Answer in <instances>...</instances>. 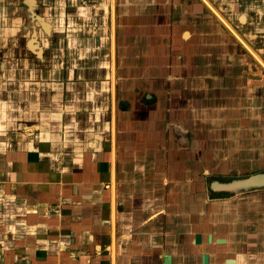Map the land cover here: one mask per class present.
Wrapping results in <instances>:
<instances>
[{
  "label": "crops",
  "instance_id": "1",
  "mask_svg": "<svg viewBox=\"0 0 264 264\" xmlns=\"http://www.w3.org/2000/svg\"><path fill=\"white\" fill-rule=\"evenodd\" d=\"M69 1L0 0L12 38L31 4L76 24L38 15L37 72L0 93V264H264V187L202 188L264 171V0Z\"/></svg>",
  "mask_w": 264,
  "mask_h": 264
},
{
  "label": "rangeland",
  "instance_id": "2",
  "mask_svg": "<svg viewBox=\"0 0 264 264\" xmlns=\"http://www.w3.org/2000/svg\"><path fill=\"white\" fill-rule=\"evenodd\" d=\"M50 0H46V3H50ZM52 1V0H51ZM69 3L74 4L73 2L66 0ZM42 2V1H41ZM15 5H13L14 7ZM50 6V5H49ZM70 6H68L67 11L70 10ZM14 9H16V6L14 7ZM22 20L21 21H14L11 22L12 27L14 28L13 31V36L14 38L10 37L9 35L5 34V29L7 28V25L10 24V22L4 20V16H0V81L3 79V82H5V84L3 86H1V90L0 93L2 92V90H5L6 86L9 84L11 77H15V76H21L23 75V72L26 75H32L33 73L37 72L36 69L38 67V65H36V63L41 59L36 53L35 51H33V49L29 48L26 46V38L30 39L31 36H36V39L39 41L40 37L44 38L45 36L43 34H47L44 32L43 30V24L41 23V21L38 19V15L39 17L43 16L45 17V19L48 20H53L51 21L52 23H54V28H57V30H66V31H72V29H76V24L73 23V19L71 18V16L69 14L63 15L62 17V21L57 20L55 21V18L52 14V12L47 8H45V5H41V3H39L38 5L33 6L32 4L29 6V10L24 7L22 8ZM27 17V19H26ZM43 17L42 20H43ZM40 18V19H41ZM29 29L28 30V36L24 37L19 35V30L20 29ZM53 28V29H54ZM11 29V28H10ZM52 30V29H51ZM37 32H40V37H37ZM50 39H53V33L52 35H49ZM14 39V41H13ZM44 40V39H43ZM46 44L47 43V39L45 40ZM30 45V43H29ZM31 47V46H30ZM50 57H53V55H61V57H65L69 56V53H65V55H62L60 52L57 51V48L55 50H52L49 54ZM59 57V56H58ZM3 63H5V67L2 66ZM7 63V64H6ZM6 69V70H5ZM7 78H8V82H7ZM1 85V82H0ZM0 136H2L0 134ZM215 167V169H214ZM227 166H207V170L209 169L210 171H213L212 173H209V176L214 177L213 179H217L220 181H228L230 179H240V178H245L249 175H251V173H241L239 171H227V169L225 168ZM257 173V172H252ZM208 175L205 177V183L204 184V191L206 190V194H207V198H211V199H216V198H233L236 196H244L245 193L247 192H251L252 190L249 191H242L236 194H229L225 191L222 190H213L211 195L208 194V190H207V186H208ZM201 182H200V186H201ZM259 188V187H258ZM257 189V188H256ZM255 189V190H256ZM254 190V189H253ZM210 230V229H207ZM207 232V231H206ZM205 232V235H207ZM208 239V238H207ZM213 246V245H212ZM213 251V250H212Z\"/></svg>",
  "mask_w": 264,
  "mask_h": 264
},
{
  "label": "water",
  "instance_id": "3",
  "mask_svg": "<svg viewBox=\"0 0 264 264\" xmlns=\"http://www.w3.org/2000/svg\"><path fill=\"white\" fill-rule=\"evenodd\" d=\"M206 2L217 13V11L214 9V7L207 0H206ZM237 37L241 40V42H243L247 46V44L245 43V41L239 35ZM248 49L264 65L263 60L250 47H248ZM262 175H264V171L263 172H257V173L251 174V175H249V176H247L245 178H240L238 180H248L250 178L252 179V177H257V176H262ZM213 178L214 177H211V176L208 177V179H210V180H208L207 190H208V194H210V195H211V193H212L213 190H222V191H225V192H227L229 194H236V193H239V192H242V191L253 190V189H256L258 187H264V182H256V184H254L252 187H247V188H244V189H242L240 191H237V192H229L228 190H226L224 188H221V187L220 188H210V185L212 183H214V180H216V182H218V183L228 182L230 180H228V181H220V180L213 179ZM209 182H211V184ZM223 240H224L223 238H219V241H223ZM196 242H198V243L201 242V234L200 233H197V235H196ZM236 262H237L236 261V258L230 257V256H225L223 258V262H216V263L211 262L210 261V252L209 251H205L202 254V260H201V264H235ZM153 264H173L172 254L171 253L166 254L161 261L154 262Z\"/></svg>",
  "mask_w": 264,
  "mask_h": 264
},
{
  "label": "bare ground",
  "instance_id": "4",
  "mask_svg": "<svg viewBox=\"0 0 264 264\" xmlns=\"http://www.w3.org/2000/svg\"><path fill=\"white\" fill-rule=\"evenodd\" d=\"M231 180L232 179H230V181L228 182H223V183H218L216 182V180H214V183L212 184L210 183L211 184L210 188H220L221 187V188L228 190L229 192H237L244 188L252 187L254 184H256V182H264V175L252 177V179L250 178L248 180H238V179H234L232 181Z\"/></svg>",
  "mask_w": 264,
  "mask_h": 264
},
{
  "label": "flooded vegetation",
  "instance_id": "5",
  "mask_svg": "<svg viewBox=\"0 0 264 264\" xmlns=\"http://www.w3.org/2000/svg\"><path fill=\"white\" fill-rule=\"evenodd\" d=\"M35 41V40H34ZM197 233H200L201 234V242H200V244L203 242V234H202V232H196L195 234H194V236H193V242L196 244H198V242H196V235H197ZM205 251H197V249L196 250H193L192 252H191V255L192 256H198L197 258V260H198V263L196 262V261H194V260H191V262H190V264H201V260H202V254L204 253ZM211 261V260H210ZM211 262H213V261H211ZM214 263H216V262H214Z\"/></svg>",
  "mask_w": 264,
  "mask_h": 264
}]
</instances>
